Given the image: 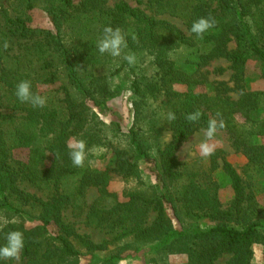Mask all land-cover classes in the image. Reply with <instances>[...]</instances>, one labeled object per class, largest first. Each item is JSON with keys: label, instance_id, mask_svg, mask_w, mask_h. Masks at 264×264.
Listing matches in <instances>:
<instances>
[{"label": "trees", "instance_id": "16d2710c", "mask_svg": "<svg viewBox=\"0 0 264 264\" xmlns=\"http://www.w3.org/2000/svg\"><path fill=\"white\" fill-rule=\"evenodd\" d=\"M7 1L0 12V224L9 223L0 231V246L8 231L19 230L26 264H81L84 258L86 264H118L126 253L143 264H172L178 254L187 257L184 264H217L223 257L227 264H252L254 246L264 245V212L255 193L224 160L233 198L223 209L213 177L216 155L210 168L196 171L177 152L219 112L247 168L264 174V91L244 85L250 64L264 82V0H146V9L107 0ZM33 11L43 12L50 28L32 27ZM209 15L216 27L198 39L191 25ZM107 25L124 32L125 54L141 62L150 57L152 79L122 56L97 51ZM220 59L234 71L233 88L208 79L204 69ZM21 80L47 98L45 107L17 99ZM128 89L130 126L110 104ZM150 97L161 101L146 124ZM196 110L202 117L190 124L185 114ZM169 111L175 121L167 120ZM70 138L87 143L82 168L68 157ZM23 149L28 157L17 162L15 151ZM116 179L126 183L121 194L112 189ZM22 181L44 196L27 192ZM90 192L98 196L88 204ZM70 208L88 226L116 231L115 237L95 243L79 234L64 219ZM200 218L214 225L185 224Z\"/></svg>", "mask_w": 264, "mask_h": 264}, {"label": "rangeland", "instance_id": "374dc122", "mask_svg": "<svg viewBox=\"0 0 264 264\" xmlns=\"http://www.w3.org/2000/svg\"><path fill=\"white\" fill-rule=\"evenodd\" d=\"M75 3H79L82 0H73ZM109 5L113 6L120 2H126L132 7L146 9V0H107ZM143 2V3H141ZM8 7L7 0H0V12L3 8ZM32 16V27L38 28H50V24L48 22L47 16L40 11H33L31 13ZM183 53V51L179 52V56ZM177 56V58H179ZM181 57V56H180ZM140 66L142 69L144 76L148 79H152L154 76V66L150 63V57L145 54L142 57V62L140 59H136V63L134 65H129L130 68L135 66ZM129 67H126L128 69ZM223 69L222 71H220ZM138 70V69H137ZM205 71L209 72L208 79L211 83L213 82H224L227 83L230 87H235V82L233 80L232 75L234 74L233 69L230 68V64L223 59L217 60L212 62L208 67L204 69ZM123 74V72H122ZM121 73L118 75H122ZM142 75V73H141ZM114 83L118 82L119 80L116 77H112ZM244 85L246 90L248 91H264V82L260 79L254 64H250L246 69V77L244 81ZM179 89L184 90L185 87H179ZM232 94V93H231ZM132 97L133 94L131 90H125L121 95L110 102L112 106H115L119 109L120 114L127 126H130L133 121V107H132ZM151 98V97H150ZM161 99L154 100L151 98L149 101V105H145V113L146 119L145 123L147 124L149 120L155 117V110L158 109ZM6 113L7 111H1ZM106 112V110L104 111ZM8 113V112H7ZM163 114V113H162ZM106 115V113H105ZM150 115V117H149ZM149 117V118H148ZM144 122V121H143ZM142 123V122H141ZM143 125V124H142ZM144 129H147V125H144ZM167 138L170 137L168 132L165 133ZM204 139V134L202 131L197 132L196 134L192 135L186 142H184L178 152V158L180 162L187 166L190 170H205L210 168L211 166V159L212 156L208 159L201 158L198 151V144L201 140ZM216 141L218 142V146L215 151L218 169L216 172H213L214 181L219 186L218 197L222 203L223 209H227L230 206V203L233 198V193L230 188V185L224 176L221 167L224 163V160L231 163L238 173L241 175L242 179L244 180L247 190L253 191L255 193V198L259 205V210L264 212V174H259L256 172H252L247 168V158L239 151H237L232 142L231 135L225 130L222 129L218 131L216 136ZM213 154V155H214ZM28 157V150H18L15 151L14 159L17 162L26 161ZM102 165H100L101 167ZM142 168L144 166L142 165ZM150 181V180H149ZM126 183L122 179H116L113 181L112 189L119 194L123 193L125 189ZM21 187L25 189L27 192L37 194L39 197H43L44 194L41 191H38L34 188L30 183L26 181L21 182ZM98 196L96 192L89 193L87 195L88 204H91L93 200ZM156 214L154 212L151 213L149 221H152L155 218ZM64 219L66 222L73 224L77 229L78 233L81 235L88 236L92 241L95 243H103L104 241H110L116 235V231H109L105 229H99L90 227L87 225L84 216L77 217L73 210L70 208L64 212ZM185 224H194L201 228H207L213 226L214 223L209 221L206 218H200L195 220L186 221ZM177 226V223H175ZM254 258L252 264H264V245L257 244L254 246ZM87 259L84 258L81 261V264H86ZM228 257L221 258L217 264H227ZM170 262L172 264H184L187 262V257L185 255H172L170 257ZM13 264H26L21 258L19 260H14ZM118 264H143L141 258L139 256L134 257L131 253H126L123 255V258Z\"/></svg>", "mask_w": 264, "mask_h": 264}, {"label": "clouds", "instance_id": "9594fccd", "mask_svg": "<svg viewBox=\"0 0 264 264\" xmlns=\"http://www.w3.org/2000/svg\"><path fill=\"white\" fill-rule=\"evenodd\" d=\"M217 21L211 15L207 17H200L193 21L190 32L195 34L198 39H202L204 34L210 29L216 27ZM135 39V36H133ZM2 47L7 50L9 43L3 42ZM97 51L101 55H109L111 57H121L129 64L136 63V56L134 53H124V49L128 47L126 36L120 27H112L111 25L104 26L97 40ZM15 95L21 103L30 104L33 108H43L46 106L47 98L39 93L32 91V84L29 80H21L16 84ZM202 112L196 110L185 114V120L190 124H195L200 121ZM177 119L174 112L167 113V120L169 122ZM226 127L225 121L222 119V114L217 112L215 118H210L207 122V127L202 128L204 139L198 144V151L201 158L208 159L216 151L218 142L216 136L218 131ZM68 149V157L74 167L82 168L85 164L87 143L83 139L70 138L66 144ZM56 156V154H55ZM15 222V221H13ZM9 221L4 220L0 224V231L6 226ZM5 244L0 246V259L2 260H19L20 253L24 248V235L19 230H11L5 234Z\"/></svg>", "mask_w": 264, "mask_h": 264}]
</instances>
